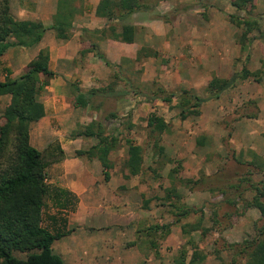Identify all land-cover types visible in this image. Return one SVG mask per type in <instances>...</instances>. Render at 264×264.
<instances>
[{
  "label": "rangeland",
  "instance_id": "1",
  "mask_svg": "<svg viewBox=\"0 0 264 264\" xmlns=\"http://www.w3.org/2000/svg\"><path fill=\"white\" fill-rule=\"evenodd\" d=\"M203 4L209 8L207 3L201 7ZM199 16L208 19V10ZM233 16L252 21L241 26L233 23L234 43L229 48L236 49L231 54L233 63L229 68L220 67L213 78L243 75L244 68L250 76L238 79L217 97V92L208 91V85L194 91L207 99L199 117L182 120L179 101L187 89L166 84L146 86L149 96L143 95H147L143 85H137L141 91L133 93L137 98L133 112L107 101L103 117L97 121L104 124L107 134L113 133L120 140L110 156L113 168L109 174L110 178L111 172L116 178L122 175L128 187L107 191L103 206L96 212L58 213L71 222L66 235L53 244L66 263L178 264L181 252L186 251L188 264L195 250L207 256L203 264L246 261L245 254H240L244 243L251 242L264 224L259 211L247 207L257 193L255 187L264 183V0H254L248 11L234 7ZM167 97L171 102L164 101ZM10 100L9 95L0 97V126L5 123L3 114ZM110 113L117 117H109ZM152 114L167 124L162 135L148 127ZM79 126L82 131L87 125ZM65 132L66 140L77 133ZM127 140L143 148V170L135 177H126ZM155 143L163 148L161 153ZM42 152L50 161L52 149ZM186 208L193 211L187 217L180 216ZM46 210L45 217L49 215ZM156 225L171 227L167 233L159 231L152 236L141 232ZM16 254L25 257L27 253Z\"/></svg>",
  "mask_w": 264,
  "mask_h": 264
},
{
  "label": "crops",
  "instance_id": "2",
  "mask_svg": "<svg viewBox=\"0 0 264 264\" xmlns=\"http://www.w3.org/2000/svg\"><path fill=\"white\" fill-rule=\"evenodd\" d=\"M59 1L11 0V13L17 20L51 26ZM64 1L74 11L69 40L58 39L53 30H47L34 47L14 46L0 57L1 82L21 76L43 50L48 52L49 69L55 74L39 95L45 116L30 131L35 148L41 152L47 147L52 149L51 160L45 159V207L49 215H44L43 226L53 233L70 229L71 222L58 213L96 212L103 206L107 191L128 187L122 175L116 178L112 172L106 181L98 159L76 155V151L92 145L91 139L73 135L66 140L65 131L79 132V125L101 120L109 100L115 101L118 109L136 111L133 93L141 91L137 85L147 91L144 96L150 93L146 86L153 84L202 90L218 75L220 67L229 68L234 58L231 54L236 51H229L235 32L230 19L234 7L228 0H140L141 9L112 19L97 15L100 0ZM199 3H207L209 8ZM202 10H208V19L200 18ZM124 25L134 29L131 42L114 38ZM100 54L112 65H106ZM90 90H99L93 97L94 105L75 108L73 100L78 91ZM56 147L63 153L54 150Z\"/></svg>",
  "mask_w": 264,
  "mask_h": 264
},
{
  "label": "trees",
  "instance_id": "3",
  "mask_svg": "<svg viewBox=\"0 0 264 264\" xmlns=\"http://www.w3.org/2000/svg\"><path fill=\"white\" fill-rule=\"evenodd\" d=\"M254 0H233L232 5L239 11H248ZM140 0H100L97 15L112 19L122 17V13L130 15L141 9ZM72 10L64 0L59 1L58 13L55 23L45 26L42 22L18 21L11 13L10 0H0V57L11 47H34L43 39L47 30H53L58 39L67 41L71 38L73 16ZM230 19L238 26L248 25L250 21ZM112 30L114 28H111ZM115 32V31H114ZM134 29L124 25L121 32L114 33V38L131 42ZM99 57L111 66L112 64L103 56ZM242 74H231L227 79L213 78L208 84L209 92H217L232 88L238 79L250 76L247 69ZM264 75V71H263ZM55 74L49 69V56L46 50L28 65L25 72L18 78H8L0 81V97L9 95L10 103L6 107L0 126V264H67L64 259L53 249L56 240L65 236V233H53L43 226L45 201L48 193L47 167L41 151L31 144L30 131L33 124L45 116L44 105L39 100L40 92L48 85ZM260 78V77H259ZM261 79V78H260ZM99 90L87 92L78 91L73 100L75 108H88L94 105L93 97ZM180 97V118L186 120L190 117L201 115L200 107L206 98L198 96L192 90H184ZM151 101L158 98H149ZM171 102V97L164 98ZM116 118V113L108 114ZM130 125V124H129ZM148 127L153 133L162 135L167 129L164 119L152 114L148 119ZM75 136L96 140L89 149L78 150V157L98 159L103 167L106 181L110 179V170L113 168L111 154L120 146L118 136L107 134L104 124L100 121L90 122ZM128 150L125 168L126 177H135L143 170V148L132 140H127ZM159 153L163 148L155 143ZM54 150L63 153L59 147ZM257 193L247 203L248 208H255L264 219V183L255 187ZM193 210L186 208L180 216L187 217ZM170 225L152 226L146 231L152 236L159 231H169ZM17 252H26L25 257H20ZM186 251L181 252L178 264H186ZM240 254H245L246 261L241 264H264V224L257 230L256 237L251 242H245ZM207 256L195 250L188 264H203ZM235 262V261H234ZM147 264V263H142Z\"/></svg>",
  "mask_w": 264,
  "mask_h": 264
}]
</instances>
